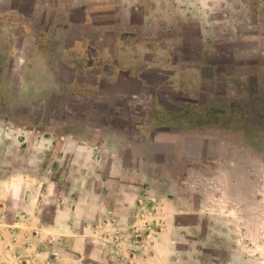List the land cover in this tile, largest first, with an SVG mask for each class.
<instances>
[{"label":"rangeland","instance_id":"obj_1","mask_svg":"<svg viewBox=\"0 0 264 264\" xmlns=\"http://www.w3.org/2000/svg\"><path fill=\"white\" fill-rule=\"evenodd\" d=\"M178 54L189 64L221 63L252 81L243 89L236 79L228 101L219 80L210 103L227 109L232 118L225 122L236 127L221 133L213 126L203 152L195 133L175 137L181 150L170 169L171 195L184 208L170 264H264V0H0V206L9 203L13 219L22 209L33 220V211L55 205L80 172L101 170L108 181L102 191L114 208L110 219L118 225L104 238L142 252L143 241L158 234L129 213L145 193L144 168L102 149L119 146L138 123L133 115L143 105L132 101L139 89L132 72L138 75L148 57L171 69L181 62ZM42 56L55 83L37 95L26 84ZM157 71L162 74L147 73V80L157 100L176 109L167 100L181 97L168 87L167 70ZM221 139L235 147L221 146ZM201 154L216 161L219 174L204 183L190 163ZM92 186L77 191L81 217L84 211L94 217L99 185ZM202 186L209 201L197 213ZM5 190L11 200L3 198Z\"/></svg>","mask_w":264,"mask_h":264},{"label":"crops","instance_id":"obj_2","mask_svg":"<svg viewBox=\"0 0 264 264\" xmlns=\"http://www.w3.org/2000/svg\"><path fill=\"white\" fill-rule=\"evenodd\" d=\"M176 58H181V62L174 61L173 68L162 69L157 67L154 58H151L152 62H150L148 57L146 66H142V71L138 72V75L132 72L130 76L139 81V89L133 93L132 101L138 98L137 106L143 105L142 108L138 106V110L133 115L138 123L136 122L131 132H128L127 138L122 137V141L119 139V146L108 144L102 149L123 161L130 157L133 161L130 166L138 165L144 168L142 172L147 187L143 195L138 194L139 203L136 204V209L129 213L137 218L143 216L148 221L142 224L145 229L158 234H152L151 237L149 235L143 241L142 252L134 249L127 252V247L121 246L118 241L104 238V233L114 231L115 227H118L117 223L114 224L113 219H110L114 214L112 200L106 191H102V186L105 188L108 184L107 175L103 176L101 170L98 171L99 174L93 176L80 172L71 181L72 186L68 192H62V195L61 192L59 193V197H56L58 202L55 205L49 207L43 205L33 211V220L22 215L25 213L22 209L18 213L20 217L13 219L9 203L5 202L4 207L0 206V264H138V262L140 264H170L178 248V242L174 239L179 229L177 218L184 208L171 195L173 179L170 169L176 165L181 150V144L175 137L195 133L197 141H200L197 149L203 152L204 147L209 146L202 145L205 143L210 145L205 134L214 133L212 131L215 130L213 126H193L182 117L189 109L200 110L212 105L209 97L214 99L218 95L216 88L220 79L225 83L224 94L229 93L228 101H232L231 95H235L236 79L241 81L243 89L247 84L251 85L252 81L250 76L231 73L225 65L213 63L206 58L198 64L187 63L186 58L179 54ZM43 59V64L36 72H33L35 70H32V64H30L31 74L26 84L27 88L34 87L37 95L44 92L48 85L52 86L55 83L48 61L45 57ZM157 69L167 70L166 78L172 83L168 87L181 97L178 100H167L175 105L176 109L166 108L161 101H158L153 91L155 84L147 80V73L162 74ZM223 72L226 73L223 74ZM159 111L162 116L159 122L155 123L157 120L155 115L157 116ZM174 116L181 121L172 120ZM140 120H146L142 123L144 125H140ZM173 125H177V128ZM224 131L220 130L221 133ZM185 133L189 134L183 135ZM129 139V147L126 148L125 141ZM220 145L228 148L235 147L225 143L224 139H221ZM158 146H161L162 150H158ZM81 147L79 152L82 157L87 148L85 144ZM90 149L94 152L93 147ZM160 153L163 154L162 157H159ZM190 163L196 167L202 183L219 175L216 172V161L209 159L208 156L204 157V154L191 160ZM177 166L180 164L178 163ZM19 180L21 181L22 178ZM90 182L93 184V189H97L99 185L97 189L99 201L91 212L93 218L86 217L85 213H89L85 211L84 217H81L83 211L81 204L76 201L77 191L84 190L85 184ZM130 185L133 187L135 184ZM207 192L208 188L203 186L197 192L199 204L197 213L198 210L203 212L206 199L209 201ZM2 194L4 199L11 200V190H5ZM134 224L131 223L122 228H130ZM198 230L196 228V232ZM109 240L115 243L106 242ZM131 248L134 247L131 246Z\"/></svg>","mask_w":264,"mask_h":264},{"label":"trees","instance_id":"obj_3","mask_svg":"<svg viewBox=\"0 0 264 264\" xmlns=\"http://www.w3.org/2000/svg\"><path fill=\"white\" fill-rule=\"evenodd\" d=\"M231 115H228L227 109L218 105H209L197 110L196 108L187 110V114L182 118L188 121L191 125L196 127H211L215 126L217 128L223 129L227 132L233 130L235 127H230L228 119ZM171 119V118H170ZM174 121H181L178 117L174 116L172 118ZM232 126V125H231Z\"/></svg>","mask_w":264,"mask_h":264}]
</instances>
